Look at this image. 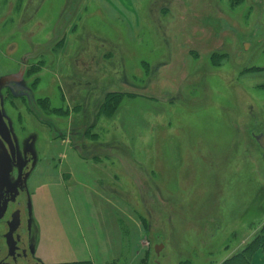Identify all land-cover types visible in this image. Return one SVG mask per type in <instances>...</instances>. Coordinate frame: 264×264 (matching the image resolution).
<instances>
[{"label":"rangeland","instance_id":"1","mask_svg":"<svg viewBox=\"0 0 264 264\" xmlns=\"http://www.w3.org/2000/svg\"><path fill=\"white\" fill-rule=\"evenodd\" d=\"M1 80L4 264L264 254V0H0Z\"/></svg>","mask_w":264,"mask_h":264},{"label":"flooded vegetation","instance_id":"2","mask_svg":"<svg viewBox=\"0 0 264 264\" xmlns=\"http://www.w3.org/2000/svg\"><path fill=\"white\" fill-rule=\"evenodd\" d=\"M6 83H8V80H1L0 81V87L5 85ZM3 119H4V117H3ZM11 138H12V136H11ZM15 159H16V148H15ZM10 160L12 161L11 157H10ZM14 161H12V162H14ZM1 196H2V194H1ZM1 196H0V240L3 241V243L6 247V256L0 260V264H4L7 260H9L11 258L9 256L10 251L13 255L17 254L19 256H22L21 259H26V251L23 247V244L20 242L19 234L17 233L19 226H20V211L18 209H15L9 213L8 208L11 204L9 205V203L6 201L7 199L1 198ZM15 218H16V221H15ZM13 221L15 223L12 224ZM9 230H14V233L17 234V237H15V239H13L12 241H10L8 239V236L10 233ZM16 261H17V259L14 260V262H16Z\"/></svg>","mask_w":264,"mask_h":264},{"label":"water","instance_id":"3","mask_svg":"<svg viewBox=\"0 0 264 264\" xmlns=\"http://www.w3.org/2000/svg\"><path fill=\"white\" fill-rule=\"evenodd\" d=\"M253 139L255 140V142L257 143L259 148L263 151L262 158L264 161V134L255 135V136H253ZM0 140L5 144V146L8 150L9 156L11 157L12 161H14L15 160V146H14V143H13L12 138H11L10 130L7 127V125L3 119L1 110H0ZM15 221H16V218H15ZM13 223H15V222L13 221L12 224ZM158 249H159V247L155 248L156 254L158 252ZM11 255H12V253L10 251L9 256H11Z\"/></svg>","mask_w":264,"mask_h":264},{"label":"crops","instance_id":"4","mask_svg":"<svg viewBox=\"0 0 264 264\" xmlns=\"http://www.w3.org/2000/svg\"><path fill=\"white\" fill-rule=\"evenodd\" d=\"M249 264H264V254L261 252H257L251 258V261L249 262Z\"/></svg>","mask_w":264,"mask_h":264},{"label":"trees","instance_id":"5","mask_svg":"<svg viewBox=\"0 0 264 264\" xmlns=\"http://www.w3.org/2000/svg\"><path fill=\"white\" fill-rule=\"evenodd\" d=\"M109 101H112V103L115 102L113 100V98H112V100H109ZM256 246L258 247V249H260V251L264 252V243H257ZM254 251H255V249H254ZM254 251L250 253V256L254 253ZM250 256H249V258H250ZM243 264H249V260L245 261V263H243Z\"/></svg>","mask_w":264,"mask_h":264}]
</instances>
